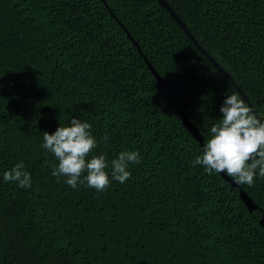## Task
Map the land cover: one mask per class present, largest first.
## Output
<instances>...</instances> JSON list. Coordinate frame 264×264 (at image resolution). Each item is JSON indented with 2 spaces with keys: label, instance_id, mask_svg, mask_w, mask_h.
Listing matches in <instances>:
<instances>
[{
  "label": "trees",
  "instance_id": "16d2710c",
  "mask_svg": "<svg viewBox=\"0 0 264 264\" xmlns=\"http://www.w3.org/2000/svg\"><path fill=\"white\" fill-rule=\"evenodd\" d=\"M165 1L264 118V0ZM233 93L157 0H0V264H264V178L233 187L193 166L182 123L188 101L207 142ZM71 118L91 124L110 181L139 152L129 180L97 192L52 175L43 133ZM21 161L28 189L3 180Z\"/></svg>",
  "mask_w": 264,
  "mask_h": 264
},
{
  "label": "clouds",
  "instance_id": "9594fccd",
  "mask_svg": "<svg viewBox=\"0 0 264 264\" xmlns=\"http://www.w3.org/2000/svg\"><path fill=\"white\" fill-rule=\"evenodd\" d=\"M220 112L222 117L210 128L211 137L203 144L202 154L195 158L193 166H202L210 176L225 173L236 184L252 187L257 176L264 178V118L258 117L236 93L225 96ZM103 139L107 142L108 136ZM97 144L91 124L71 118L69 126H59L53 134L44 132L40 147L58 161L52 165V175L58 180L66 177L65 183L73 189L86 183L103 192L111 181L123 184L129 180V166L139 164L142 157L137 151H121L111 161L110 181L106 157L89 159ZM3 180L21 189L32 186L31 174L22 161L5 171Z\"/></svg>",
  "mask_w": 264,
  "mask_h": 264
},
{
  "label": "water",
  "instance_id": "95a60500",
  "mask_svg": "<svg viewBox=\"0 0 264 264\" xmlns=\"http://www.w3.org/2000/svg\"><path fill=\"white\" fill-rule=\"evenodd\" d=\"M164 9H166L169 14L176 20V22L180 25V27L184 30V32L188 35V37L190 38V40L195 44V46L197 47V49L206 57L208 58L211 63L222 73L224 74L231 82L232 84L237 88L238 92L240 93V95L243 97V99L245 100V102L247 103V105L253 109V111L255 112V114L262 118L253 108L250 100L248 99V97L244 94V92L240 89V87L237 85V83L230 77V75H228L226 73V71L222 68V66H220V64H218L213 57H211L206 50L197 42V40L194 38V36L192 35V33L189 31L188 27L186 26V24L180 19V16L174 11V9L170 6V4L168 2H166L165 0H157ZM129 38L133 41L132 36L130 35V33H128ZM134 44L139 48V45L134 42ZM140 53L143 54L142 50L139 48ZM144 59L148 65V68L150 69V71H152V73L155 75L157 81H158V85L161 89H169L170 86L167 84V82L157 73V71L154 69V67L152 66V64L148 61L147 57L144 56ZM188 101L185 102L184 108L187 106ZM184 108L181 109V117H182V123L185 126L186 129H188L190 131V133L193 135V137L196 139V141H198L200 143V145L203 147L204 144V138L202 136V134L200 133V131L198 130V128L187 118V116L184 113ZM226 181H228L231 186H236V187H240L239 184H236L234 179L230 178L229 176H227L225 173H220ZM240 198L244 201V203L246 204V206L248 207L250 212H253L254 210L258 209V206L252 201V199L245 193L244 190H240ZM261 225L264 228V215L262 217V220L260 221Z\"/></svg>",
  "mask_w": 264,
  "mask_h": 264
}]
</instances>
